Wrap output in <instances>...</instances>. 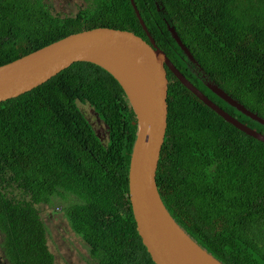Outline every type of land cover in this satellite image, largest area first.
Returning a JSON list of instances; mask_svg holds the SVG:
<instances>
[{
    "label": "trees",
    "instance_id": "16d2710c",
    "mask_svg": "<svg viewBox=\"0 0 264 264\" xmlns=\"http://www.w3.org/2000/svg\"><path fill=\"white\" fill-rule=\"evenodd\" d=\"M134 3L174 67L229 115L264 134L263 126L196 83L166 28L175 29L210 81L264 119V0ZM96 28L147 41L129 0H94L64 18L43 0H0V66ZM167 79V126L155 177L164 206L222 263L264 264V144L225 123L169 71ZM82 105L106 127L107 140L97 136ZM134 122L118 83L89 63H75L0 103V232L9 264H52L37 207L55 199L65 203L64 216L95 264H154L128 196Z\"/></svg>",
    "mask_w": 264,
    "mask_h": 264
},
{
    "label": "water",
    "instance_id": "95a60500",
    "mask_svg": "<svg viewBox=\"0 0 264 264\" xmlns=\"http://www.w3.org/2000/svg\"><path fill=\"white\" fill-rule=\"evenodd\" d=\"M129 1L147 41L131 32L108 28L69 35L0 66V103L36 89L75 63H89L108 73L122 89L135 116L132 125L136 127V134L127 175L128 196L135 230L151 261L154 264H224L175 222L156 186L157 165L167 126V71L225 123L263 144L264 134L229 115L188 81L157 48L134 0ZM167 31L188 61L195 64L174 28L167 25ZM205 86L229 107L264 127L263 118L247 110L216 84L208 81Z\"/></svg>",
    "mask_w": 264,
    "mask_h": 264
},
{
    "label": "rangeland",
    "instance_id": "374dc122",
    "mask_svg": "<svg viewBox=\"0 0 264 264\" xmlns=\"http://www.w3.org/2000/svg\"><path fill=\"white\" fill-rule=\"evenodd\" d=\"M45 1L47 4L43 0L50 11L54 15H58L60 17L65 16L66 13L74 15L75 10L77 11V9L83 4V0ZM81 109L85 113L88 122L93 126L96 133L99 136H101V134L105 135V130L101 129L104 125L102 122L97 121L93 111L88 106L83 105L81 106ZM68 202H71L70 197H68L66 203ZM49 206L40 205L37 207V211L43 221L46 231L47 244L50 252L55 258L56 264H68L70 260H73L74 264H88V248L72 234L66 217L62 215V212L64 213V207H66L65 203L55 199L51 201ZM59 208L63 209L58 215L50 214L49 211ZM0 239H2L1 236Z\"/></svg>",
    "mask_w": 264,
    "mask_h": 264
},
{
    "label": "flooded vegetation",
    "instance_id": "af4514ba",
    "mask_svg": "<svg viewBox=\"0 0 264 264\" xmlns=\"http://www.w3.org/2000/svg\"><path fill=\"white\" fill-rule=\"evenodd\" d=\"M44 2L46 3V1L44 0ZM94 2V0H83V4L77 9V11L75 10V14L73 15V14H68V13H66V15L65 16H61V17H75L76 15H78L80 12H84V11H86V9L92 4ZM47 4V3H46ZM74 7V6H73ZM168 24H166V26H167ZM170 26V25H169ZM193 58V57H192ZM186 61L188 62L187 63V67H188V69L190 70V72H191V74L193 75V76H195V81H196V83H198V82H201L202 83V85H204L205 86V83L206 82H213V81H210L209 80V78L206 76V74L204 73V71L201 69V67H200V65L194 60V62H195V64L194 63H191L190 61H188V59L186 58ZM168 72V71H167ZM214 83V82H213ZM215 84V83H214ZM196 87V86H195ZM206 87V86H205ZM99 127H100V125H99ZM103 128H104V126H103ZM102 127H101V129L102 130H105V128L103 129ZM96 132V131H95ZM101 138V140H103V141H105V140H107V138H108V134H107V132H105V135H102L101 134V136H100ZM63 209V208H62ZM62 209H54V210H52V211H49L50 212V214H52V215H55V214H59L61 211H62ZM55 210H56V212H55ZM62 215H64V213L62 212ZM66 217V216H65ZM67 219V218H66ZM67 222H68V220H67ZM68 224H69V222H68ZM69 227H70V224H69ZM70 230H71V232H72V234L73 235H75L80 241H81V243L83 244V245H85L86 247H87V245L82 241V239L71 229V227H70ZM0 236L2 237V239H0V264H9V260H8V258H7V256L5 255V253H4V250H3V246H2V244H3V237H4V235L0 232ZM45 239H46V234H45ZM46 241V240H45ZM48 252L50 253V257L52 258V264H56V261H55V258H54V256H53V254L50 252V249H49V247H48ZM88 254H89V250H88ZM89 256V261H88V264H95V262H94V260L90 257V254L88 255ZM68 264H74L73 263V260H70V262L68 263Z\"/></svg>",
    "mask_w": 264,
    "mask_h": 264
},
{
    "label": "clouds",
    "instance_id": "9594fccd",
    "mask_svg": "<svg viewBox=\"0 0 264 264\" xmlns=\"http://www.w3.org/2000/svg\"><path fill=\"white\" fill-rule=\"evenodd\" d=\"M167 28V26H166ZM175 30V29H174ZM169 33V32H168ZM187 49V48H186ZM182 52V51H181ZM183 54V53H182ZM184 55V54H183ZM186 58V57H185ZM46 246H47V249H48V244H47V238H46Z\"/></svg>",
    "mask_w": 264,
    "mask_h": 264
}]
</instances>
